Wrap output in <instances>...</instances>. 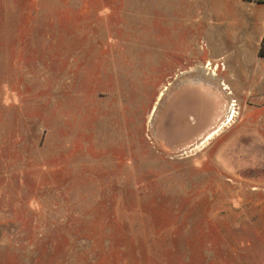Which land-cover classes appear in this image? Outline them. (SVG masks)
<instances>
[{"label": "rangeland", "instance_id": "374dc122", "mask_svg": "<svg viewBox=\"0 0 264 264\" xmlns=\"http://www.w3.org/2000/svg\"><path fill=\"white\" fill-rule=\"evenodd\" d=\"M0 264H264V0H0Z\"/></svg>", "mask_w": 264, "mask_h": 264}, {"label": "bare ground", "instance_id": "6f19581e", "mask_svg": "<svg viewBox=\"0 0 264 264\" xmlns=\"http://www.w3.org/2000/svg\"><path fill=\"white\" fill-rule=\"evenodd\" d=\"M197 64H199V63H197ZM201 64V63H200ZM201 66V65H200ZM213 66V64H212V62H208L207 63V65H206V67L209 69V70H212L210 67H212ZM217 67H216V69H214V70H220V65L218 66V65H216ZM202 68V67H201ZM205 68V67H204ZM213 68V67H212ZM214 68H215V66H214ZM213 70V71H214ZM216 71V72H217ZM225 71H227V69L225 68ZM219 72V71H218ZM210 73V72H209ZM214 75H215V73H214ZM219 75V74H218ZM216 77V76H215ZM222 86H223V88L224 89H222L223 91H228V95H232V92H231V88L226 84V83H223L222 84ZM210 100V99H209ZM214 104V103H213ZM219 105L221 106V101H219ZM233 108L236 106L235 104H233V105H231ZM231 106H230V108H231ZM228 108L229 107V104H226V106H223V108ZM222 108V109H223ZM215 110V109H214ZM230 110V109H229ZM229 112V111H228ZM214 113V112H213ZM233 115H232V118H234V114H236V112H235V109H233ZM213 117V116H212ZM211 117V118H212ZM212 120H214V119H212ZM218 120V119H217ZM216 133V131L215 132H213L212 134H210L209 136H208V138H207V141L208 140H210L211 138H212V136L214 135Z\"/></svg>", "mask_w": 264, "mask_h": 264}]
</instances>
